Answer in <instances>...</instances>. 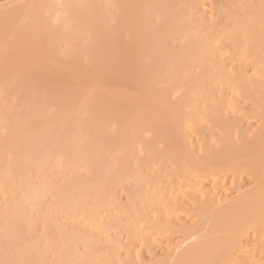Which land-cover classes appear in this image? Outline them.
<instances>
[{
	"label": "bare ground",
	"instance_id": "6f19581e",
	"mask_svg": "<svg viewBox=\"0 0 264 264\" xmlns=\"http://www.w3.org/2000/svg\"><path fill=\"white\" fill-rule=\"evenodd\" d=\"M143 244L264 264V0H0V264Z\"/></svg>",
	"mask_w": 264,
	"mask_h": 264
},
{
	"label": "rangeland",
	"instance_id": "374dc122",
	"mask_svg": "<svg viewBox=\"0 0 264 264\" xmlns=\"http://www.w3.org/2000/svg\"><path fill=\"white\" fill-rule=\"evenodd\" d=\"M209 8L211 9L212 7H209ZM210 9H209V10H210ZM209 10H208V11H209ZM212 10H213V9H212ZM211 12H212V11H211ZM213 12H214V10H213ZM213 12H212V13H213ZM209 13H210V11H209ZM210 14H211V13H210ZM214 15H215V13H214ZM214 15H212L213 17H212V16H211V17L215 19V16H214ZM209 16H210V15H209ZM216 18H217V17H216ZM209 19H211V18H209ZM217 19H218V18H217ZM217 19H216V21L219 22V20H217ZM211 22H212V21H211ZM213 22H215V21L213 20ZM217 22H215V23H217ZM247 68H248V67H247ZM247 68H246V69H247ZM251 69H252V68L249 67L246 71L249 73V70H250V73H251V71H252ZM240 118H241V117H240ZM238 119H239V114H238ZM250 119H251V118H250ZM249 122H250V124H249ZM249 122H248V125L251 126L249 130L251 131V128H252V130H255V128H257L256 126H258L257 123H256V121H255V120L253 121V119H252V121L250 120ZM240 123H241V122H240ZM251 123H253V124H252L253 127H252ZM241 124H242V123H241ZM244 124H245V123H243L242 125L244 126ZM248 125H247V126H248ZM206 182H207V181H206ZM206 185H207V184H206ZM206 185H205V186H206ZM207 187H208V185H207ZM205 188H206V187H205ZM207 189H208V188H207ZM119 191H120V190H119ZM119 191H118V193H121V192H119ZM123 192H124V191H123ZM118 193H117V195H118ZM124 193H125V192H124ZM124 193H123V194H124ZM123 194H122V193H121V195L119 194L120 198L118 197V201L121 200V201H119V204H120V205H124V204L127 205V204H128V203H126V198H127V197L125 198V196H124V195H126V193H125L124 195H123ZM184 199H185V198H184ZM185 200H186V199H185ZM121 202H122V204H121ZM183 215H184V214H183ZM189 215L192 216V214H189ZM189 215H188V216L186 215L187 217H186V218H183V219H184V220L186 219L185 221H187L188 219H190L189 217H191V216H189ZM179 216L182 217V215H179ZM183 217H184V216H183ZM192 217H193V216H192ZM192 217H191V219H192ZM179 218H180V217H179ZM183 219H182V220H183ZM191 219H190V220H191ZM184 220H183V221H184ZM190 220H188L187 222H189ZM176 221L179 223L180 219H179V221H178V219H177ZM190 222L192 223L193 220L190 221ZM191 223H188V224H191ZM179 224H180V223H179ZM177 225H178V224H177ZM178 236H179V235H178ZM176 237H177V236H175V237H173V236L170 237L169 239L172 238V240H169V239H168V240L171 241V242H167V240L164 239V240H165V245H163L164 242L162 243V245L164 246V250H165V246H167L166 243H168V244H169V243L172 244V242H173V243H174V242H175V243H178V242H179L178 238H179L180 236H179L178 238H176ZM176 239H177V241H176ZM179 239H181V238H179ZM161 240H162V239H161ZM161 240H160V242H159V241H156L157 243H156V242H155V243L152 242V245H149V248H150V246H152L151 248L153 249V252L155 251V252L157 253V255H159V253H160V254L163 256L164 253H161V252H164V250H163V247H160V246H162V245H157V244H159V243L161 244V242H162ZM164 240H163V241H164ZM175 243L172 244V246H173V245H176ZM154 244H156V246H155ZM153 245H154L155 248H153ZM140 246H141V247H140ZM142 246H143V247H142ZM144 246H145L144 244H143V245L136 246V248L138 247V251H141L142 254H143V251H144V253H145V254H143V255H142L141 253H138V254H140V255H142V256L145 255V257H146L145 260H146V259H147V260L149 259L148 261H149L150 263H149L148 261H146V262L144 261V262H145V263L148 262V264H151V262H152L151 260L154 259V257H152L151 255H150V256L147 255V254H148V253H146L147 250H146V252H145V250H144V249L147 248V247H144ZM168 246H169V245H168ZM156 247H157V248H156ZM139 248H140V249H139ZM142 249H143V251H142ZM150 250H151V249H150ZM151 252H152V250L150 251V254L153 255V253H151ZM155 252H154V253H155ZM156 253L154 254L155 256H157ZM154 255H153V256H154ZM262 255H263V254H262ZM162 256H161V257H162ZM148 257H150V258H148ZM141 258H142V257H141ZM143 258H144V257H143ZM151 258H152V259H151ZM150 259H151V260H150ZM143 260H144V259H143ZM154 261H155V259H154Z\"/></svg>",
	"mask_w": 264,
	"mask_h": 264
}]
</instances>
